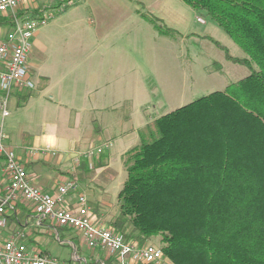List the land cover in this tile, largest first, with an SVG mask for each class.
Instances as JSON below:
<instances>
[{
	"label": "trees",
	"instance_id": "trees-1",
	"mask_svg": "<svg viewBox=\"0 0 264 264\" xmlns=\"http://www.w3.org/2000/svg\"><path fill=\"white\" fill-rule=\"evenodd\" d=\"M181 1L224 30L247 58L214 43L251 74L141 131L108 225L140 246L161 236L169 264H264V0Z\"/></svg>",
	"mask_w": 264,
	"mask_h": 264
},
{
	"label": "crops",
	"instance_id": "crops-1",
	"mask_svg": "<svg viewBox=\"0 0 264 264\" xmlns=\"http://www.w3.org/2000/svg\"><path fill=\"white\" fill-rule=\"evenodd\" d=\"M67 1L37 0L27 4L25 10L31 12ZM136 1L147 0L89 1L93 18L87 7L81 5L82 1L59 13L62 16L58 15L60 17L51 27L52 23L33 38L28 70L35 88L13 95L8 117L3 118L0 110V125L3 124L8 135L7 142L25 164L31 184L53 195L75 174L79 175L80 192L87 195L97 217L106 222L117 216H110L105 208L111 206L105 198L107 188L118 177L111 165V149L92 160L82 158L79 165L75 157L107 141L114 144L115 133L120 129L125 132L126 122L116 121L115 111L127 99H135L136 90L141 86L133 50L140 38V22L145 18ZM0 19L5 21L0 24L1 43L12 26L9 17ZM126 43L130 46L129 52ZM29 94L31 97L23 102ZM135 132L130 137L124 134L122 138L126 141L139 139L140 130ZM46 134L57 136L56 148L39 143V138ZM47 149L55 151L56 155L45 153ZM85 162L89 165L87 174L84 173ZM0 165L2 198L10 181L4 173L2 159ZM75 202L74 198L72 203ZM7 214L8 226L1 232L5 239L23 232L29 248L44 255L53 256L42 248V241L52 243L56 240L63 248L72 250L69 260L74 258L75 250L80 257L97 260L105 257L104 253L89 250L79 233L60 229L58 234L47 223H41L33 204L25 199L9 208Z\"/></svg>",
	"mask_w": 264,
	"mask_h": 264
},
{
	"label": "rangeland",
	"instance_id": "rangeland-1",
	"mask_svg": "<svg viewBox=\"0 0 264 264\" xmlns=\"http://www.w3.org/2000/svg\"><path fill=\"white\" fill-rule=\"evenodd\" d=\"M78 1H82L81 5L87 7L89 16L93 18L89 1L97 0ZM78 1H73L74 4L65 8L64 5L69 1L51 6L53 9L60 7L64 9L55 12L54 18L40 30L47 29L52 23L51 27L60 17L59 13ZM136 4L142 14L162 20L160 25L172 29L175 33L163 36L146 19L140 22V38L133 52L141 86L139 85L136 90L135 99H127L115 111L117 115L115 120L126 123L125 132L120 129L115 133L116 140L114 139L110 150L113 157L112 168L118 173L117 179L108 186L105 195L107 202L112 206L105 207L110 216L119 212V194L128 179L125 156L122 155L130 150L129 148L141 144V137L134 141H126L127 139H123L122 136L128 133L130 137L139 130L141 133L143 127L154 125L157 119L212 93L224 92L231 84L238 83L251 74L249 68L229 61L226 51L216 46L214 41L225 47L232 57L247 58L243 50L210 17L198 14L191 7L177 0L136 1ZM199 18L205 23H200ZM128 48H130L129 44H127V52H129ZM254 67L256 70L259 69L256 64ZM139 92H141L140 96ZM147 244L159 249L164 246L161 236L152 238ZM41 245L56 258L66 261L71 258L72 250L63 248L56 240L52 243L45 240ZM163 264H169L168 260L166 259Z\"/></svg>",
	"mask_w": 264,
	"mask_h": 264
},
{
	"label": "built area",
	"instance_id": "built-area-1",
	"mask_svg": "<svg viewBox=\"0 0 264 264\" xmlns=\"http://www.w3.org/2000/svg\"><path fill=\"white\" fill-rule=\"evenodd\" d=\"M35 1L37 0H0V17H9L12 26L0 43V110L3 118L10 115L9 103L15 93L35 88L28 70V58L35 34L49 24L55 12L63 11L65 6L78 0H69L64 8H56L59 10L51 7L37 8L31 12L25 10L27 4ZM198 21L205 23L201 18ZM7 141L8 135L2 124L0 159L4 161V173L10 185L5 195L0 198V264H163L166 261L162 249L150 244L140 246L133 241H127L123 235L114 232L108 222L98 218L87 195L80 192V183L77 180H68L53 195L33 186L24 163ZM112 147L113 142L107 141L95 149L77 155L75 163L79 165L82 158L92 160ZM44 152L56 155L50 149ZM74 198L76 202L73 204ZM21 199L33 204L41 223H47L58 234L60 229L79 233L88 249L104 253V259L80 257L76 250L74 258L69 261L44 255L29 248L27 236L23 232H17L8 239L3 238L1 232L8 226L6 211Z\"/></svg>",
	"mask_w": 264,
	"mask_h": 264
},
{
	"label": "clouds",
	"instance_id": "clouds-1",
	"mask_svg": "<svg viewBox=\"0 0 264 264\" xmlns=\"http://www.w3.org/2000/svg\"><path fill=\"white\" fill-rule=\"evenodd\" d=\"M39 143L48 148H56L59 141L56 135L46 134L39 138Z\"/></svg>",
	"mask_w": 264,
	"mask_h": 264
}]
</instances>
